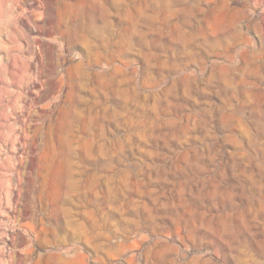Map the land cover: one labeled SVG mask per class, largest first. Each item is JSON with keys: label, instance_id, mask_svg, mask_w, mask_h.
<instances>
[{"label": "rangeland", "instance_id": "obj_1", "mask_svg": "<svg viewBox=\"0 0 264 264\" xmlns=\"http://www.w3.org/2000/svg\"><path fill=\"white\" fill-rule=\"evenodd\" d=\"M0 264H264V0H0Z\"/></svg>", "mask_w": 264, "mask_h": 264}]
</instances>
